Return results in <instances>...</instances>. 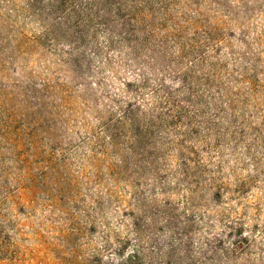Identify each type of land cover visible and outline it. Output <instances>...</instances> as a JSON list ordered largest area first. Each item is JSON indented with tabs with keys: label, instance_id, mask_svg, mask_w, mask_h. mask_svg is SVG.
<instances>
[{
	"label": "rangeland",
	"instance_id": "rangeland-1",
	"mask_svg": "<svg viewBox=\"0 0 264 264\" xmlns=\"http://www.w3.org/2000/svg\"><path fill=\"white\" fill-rule=\"evenodd\" d=\"M0 264H264V0H0Z\"/></svg>",
	"mask_w": 264,
	"mask_h": 264
}]
</instances>
